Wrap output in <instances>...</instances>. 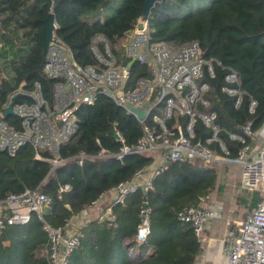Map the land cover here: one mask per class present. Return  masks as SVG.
<instances>
[{
  "label": "trees",
  "instance_id": "1",
  "mask_svg": "<svg viewBox=\"0 0 264 264\" xmlns=\"http://www.w3.org/2000/svg\"><path fill=\"white\" fill-rule=\"evenodd\" d=\"M144 1L0 0V42L7 48L0 55L11 56L5 62L11 77L0 74V105L14 90L28 91L34 84L39 85L46 100L50 99L54 81L41 73L39 38L41 22L48 13L54 19V38L68 48L77 64L86 66L93 63L89 52L92 38L102 37L114 52L140 18ZM147 19L153 42L170 46L197 42L203 57L214 61L210 111L216 113L219 139L227 151L224 154L220 150V156L234 160L251 140L243 127L250 124L255 131L264 121V0H156ZM230 72L239 79L236 87L242 100L238 106L236 97L223 91L228 86L225 76ZM251 102L256 104L253 112L249 109ZM76 120L75 135L57 154L63 162L53 169L33 160L30 147L21 148L12 157L0 153V201L38 187L51 200L42 212L43 220L53 228H62L101 193L129 181L135 172L150 165L151 159L146 156L126 155L120 162L93 159L76 166L72 157L79 151L93 155L99 146L115 151L113 129L129 146L140 135L136 120L102 96L91 105L81 106ZM230 135L243 138L245 143L231 140ZM230 165L195 160L166 163L153 179L152 191L137 190L111 208L114 221L110 226L92 220L80 227L79 245L67 264H194L200 245L192 227L178 221L176 213L196 207L201 198L219 192L217 168ZM64 184L70 186V191L59 201L55 191L57 185ZM142 202L150 208L149 235L133 254L130 250ZM259 202L260 196L255 193L249 203L242 198L225 201L223 206L230 215L246 220ZM45 245L40 222L32 216L24 225L3 230L0 264H46Z\"/></svg>",
  "mask_w": 264,
  "mask_h": 264
},
{
  "label": "built area",
  "instance_id": "2",
  "mask_svg": "<svg viewBox=\"0 0 264 264\" xmlns=\"http://www.w3.org/2000/svg\"><path fill=\"white\" fill-rule=\"evenodd\" d=\"M150 34L146 17L137 19L114 52L102 37L95 36L89 47L93 63L86 66L77 64L68 48L52 35L40 65L41 73L54 81L50 99L46 100L39 85L34 84L28 91L14 90L0 105V153L9 157L23 147H30L33 160L53 169L63 162L57 157L59 149L76 133L77 110L102 96L136 120L140 135L129 146L113 129L111 138L117 145L115 151L110 152L95 141L99 146L96 153L87 155L79 151L72 157L74 164L81 166L87 160L109 158L120 162L126 155L151 159L150 165L135 172L129 181L119 182L101 193L62 228H53L43 220L42 212L49 208L51 200L38 187L1 200L0 235L5 228L24 225L35 216L46 237V264H67L70 254L79 245L80 227L92 220L105 221L110 226L114 221L111 208L137 190L152 191V181L166 163L194 160L203 164L217 163L220 150L227 154L219 139L216 113L210 111L214 61L203 57L197 42L170 46L153 42ZM224 80L228 86L223 91L236 97L238 106L242 95L236 87L239 85L237 74L230 72ZM255 105L251 102V112ZM128 107L142 111L143 118L138 120ZM7 108L10 114L2 117ZM243 132L253 143L244 145L234 160L223 162H233L241 168L242 190L261 194L256 209L239 224L238 235L226 253L227 263L264 264V121L255 131L250 124L244 126ZM230 138L245 143L241 137L230 135ZM69 191V185H57L56 199L61 201ZM223 210V203L207 196L200 199L198 206L178 211L176 218L192 227L200 245L207 225L221 219ZM149 214L150 208L142 202L130 250L133 254L149 235ZM75 220L80 224L71 229Z\"/></svg>",
  "mask_w": 264,
  "mask_h": 264
},
{
  "label": "crops",
  "instance_id": "3",
  "mask_svg": "<svg viewBox=\"0 0 264 264\" xmlns=\"http://www.w3.org/2000/svg\"><path fill=\"white\" fill-rule=\"evenodd\" d=\"M225 207V206H224ZM230 215L224 208L222 218L211 221L203 233V240L197 254L196 264H228L227 251L230 243L238 235L239 224L243 222ZM80 224L71 223V229Z\"/></svg>",
  "mask_w": 264,
  "mask_h": 264
},
{
  "label": "rangeland",
  "instance_id": "4",
  "mask_svg": "<svg viewBox=\"0 0 264 264\" xmlns=\"http://www.w3.org/2000/svg\"><path fill=\"white\" fill-rule=\"evenodd\" d=\"M107 15H111V14H107ZM0 45H1L0 53L2 54V52L7 51V48H5L6 46L3 44V42H0ZM8 59L9 60L11 59V56H8V53H5L4 57L0 55V74L2 77L5 78L11 77V73L8 70L7 63H5L7 62ZM252 143L253 140H250L249 145L251 146ZM256 145L260 146L261 143L256 142ZM225 160L226 158L220 156V162H223ZM228 163L231 164L229 167L222 168V166H220L217 168L218 169L217 187L219 189V192H216L212 198L223 204L225 201L233 202V201H238L239 199L242 200V198L246 200L247 203H249L253 194L258 193L260 196L261 193L259 192L247 193L246 191L241 189L240 180H239V174L241 168L233 162H228ZM76 221L77 220H75L74 222Z\"/></svg>",
  "mask_w": 264,
  "mask_h": 264
},
{
  "label": "water",
  "instance_id": "5",
  "mask_svg": "<svg viewBox=\"0 0 264 264\" xmlns=\"http://www.w3.org/2000/svg\"><path fill=\"white\" fill-rule=\"evenodd\" d=\"M156 0H145L142 7V12L140 15L141 20H145L148 14L150 7ZM54 32V19L52 13H48L41 22V30H40V44H41V61L44 57L48 44L52 41V35ZM146 106V105H145ZM138 120L143 118L144 113L139 109H132L128 107ZM10 114V109L7 108L5 111L2 112V117L7 116ZM144 206V204L142 205Z\"/></svg>",
  "mask_w": 264,
  "mask_h": 264
}]
</instances>
